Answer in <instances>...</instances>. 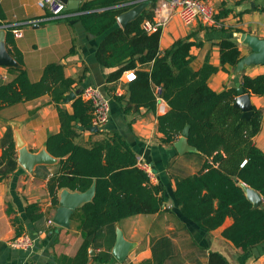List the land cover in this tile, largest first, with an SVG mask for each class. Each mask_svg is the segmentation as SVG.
<instances>
[{
  "label": "trees",
  "instance_id": "16d2710c",
  "mask_svg": "<svg viewBox=\"0 0 264 264\" xmlns=\"http://www.w3.org/2000/svg\"><path fill=\"white\" fill-rule=\"evenodd\" d=\"M144 2L150 4L137 18L124 27L117 26L119 15ZM156 3L157 0H86L76 11L64 14H77L76 19L88 34L103 36L94 56L101 67L116 68L107 76V82L134 71L135 79L127 84L123 114L140 109L155 112L159 98L169 108L156 117L157 130L165 142H172L185 126L189 127L187 143L204 161L198 173L175 181L173 195L181 215L206 231L232 218L233 224L223 231V237L242 252L250 253L264 243V152L253 142L259 133L262 111L252 107L250 118L244 119L234 106V87L221 93L208 87L207 80L217 68L208 63L197 70L190 67L189 50L199 43L177 40L169 49L159 51L160 32L147 34L140 28L144 19L152 17ZM9 35L6 43L12 46ZM218 47L220 64L236 67L242 58L237 45L222 40ZM148 65L150 69L144 70ZM11 73L13 79L0 84V110L42 96H49L55 105L60 129L45 141L47 153L58 160L57 170L46 185L53 208L58 206L57 195L62 189L84 193L94 188L91 200L71 216L78 223L83 243L69 261L86 264L88 249L101 230L113 229L116 222L134 215L157 213L163 201L162 188L151 184L146 173L136 166L135 154L120 135L113 134L90 148L74 142L77 125L91 127L92 109L79 95L70 103L71 112L61 107L75 81L65 77L60 64L45 66L36 82H31L23 69ZM240 84L244 93L264 98V75L241 76ZM157 87L159 95L155 93ZM11 134L8 129L1 141L0 167L4 168L0 170V181L16 167ZM241 183L261 195L263 208L252 207ZM25 215L30 222L41 218L36 205H28ZM93 259L105 264L110 255L101 253ZM208 264L227 262L211 252Z\"/></svg>",
  "mask_w": 264,
  "mask_h": 264
},
{
  "label": "crops",
  "instance_id": "0c3cea01",
  "mask_svg": "<svg viewBox=\"0 0 264 264\" xmlns=\"http://www.w3.org/2000/svg\"><path fill=\"white\" fill-rule=\"evenodd\" d=\"M207 1L214 6L215 19L224 31L205 28L199 23L185 26L173 16L160 32L159 51L169 49L177 40L199 43L189 50L190 67L197 70L208 63L217 68L207 80L208 87L215 93L235 88V79L238 78L240 83L241 76L264 75V64L245 66L240 73L235 67L221 65L218 47L222 40L232 41L240 56L245 57L250 50L241 43L243 34L264 40V0ZM37 2L0 0V40L15 63L14 66H0V84L10 82L14 77L11 71L16 69L25 70L29 80L36 82L45 66L56 63L63 67L65 77L75 81L72 91L81 92L86 86L99 88L110 99L109 121L96 132L77 125L74 142L90 148L113 134L120 135L136 160L141 158L150 166L154 175L151 184L162 188L163 201L159 211L134 215L116 222L113 229L101 230L88 249L86 264H99L93 258L101 253L110 255L105 264H208L211 252L220 254L227 264H263L264 243L256 247L255 252L244 253L223 237V231L233 224L232 218L227 217L220 227L206 231L181 215L173 195L175 181L198 173L204 158L196 151L179 154L174 145L180 135L172 142L164 141V136L157 130L156 117L168 111L167 104L157 100L155 112L140 109L123 114L122 107L128 96L125 72L117 81L107 82V76L116 68L101 67L95 60L94 54L103 36L88 34L76 19L77 14L53 18L40 9ZM117 26H120L118 22ZM15 29L20 31V37H14L12 31ZM7 34H10L12 46L6 43ZM150 67L148 65L144 70ZM117 98L122 101L119 103ZM249 100L251 107L262 111L259 133L253 142L264 152V98L249 94ZM61 107L71 112L70 103ZM8 129L15 146L16 167L0 181V264H72L69 259L77 254L83 243L78 223L70 217L67 228L47 224L58 208L51 205L46 188L49 177L57 170L58 160L53 165H38L31 173L18 163L20 149L38 154L45 150L47 137L59 132L54 103L49 96H42L0 110V156L1 141ZM3 168L4 165L0 170ZM63 192L78 193L62 189L58 192V201ZM28 205L38 207L41 215L38 221L27 219L25 208ZM14 219L18 221L16 224L12 222ZM17 231L34 239L31 251L9 247L8 243L17 236ZM117 231L125 241L133 244L123 263L111 255Z\"/></svg>",
  "mask_w": 264,
  "mask_h": 264
},
{
  "label": "water",
  "instance_id": "95a60500",
  "mask_svg": "<svg viewBox=\"0 0 264 264\" xmlns=\"http://www.w3.org/2000/svg\"><path fill=\"white\" fill-rule=\"evenodd\" d=\"M83 1L84 0H61V2L66 5L65 12L76 11L79 8L80 3ZM149 4V2L140 3L129 11L119 15L116 20L120 27H124L129 21L137 18L149 6ZM241 43L250 50V54L241 58L235 67L237 73L242 72L245 66L264 64V40H259L256 37L243 34L241 36ZM14 64L15 63L13 59L4 47V42L0 40V66L9 67L14 66ZM235 90L237 97L234 100V106L240 109L242 112V118L249 119L252 114L249 94L244 93L238 78L235 79ZM79 94L80 90L71 91L65 96L62 103H71ZM188 129L189 127L185 126L180 134V140L174 145L179 154L196 151L187 143ZM88 130L93 132L97 131L95 127H90ZM56 161L57 159L53 158L45 150L38 154H31L23 148L18 152V163L30 173L32 172L33 168L38 165H53L56 163ZM240 187L243 190L246 199L250 202L253 208H263V199L258 192L242 183L240 184ZM93 192V187L84 193L63 192L60 195V199L58 201V208L56 209V212L52 218L53 224L60 228H67L69 226V220L73 212L83 204L89 202L92 198ZM132 248L133 244L125 241L122 234L117 231L116 241L111 250V255L113 258L117 262L123 263ZM251 251L255 252L256 249L252 248ZM90 254L92 255L93 252H90Z\"/></svg>",
  "mask_w": 264,
  "mask_h": 264
},
{
  "label": "built area",
  "instance_id": "2783aa9c",
  "mask_svg": "<svg viewBox=\"0 0 264 264\" xmlns=\"http://www.w3.org/2000/svg\"><path fill=\"white\" fill-rule=\"evenodd\" d=\"M38 7L49 13L53 18L61 17L65 13L66 5L61 0H38ZM173 16H177L185 26L199 23L205 28L219 29L222 27L216 19L214 6L207 0H157L152 10V17L144 19L140 28L147 34L161 32L169 23ZM14 37H20V31H12ZM135 79L132 71L124 73V81L129 83ZM160 88L155 89L157 95L160 94ZM80 98L88 102L91 106V127L97 130L107 125L110 115V99L99 88L86 86L80 92ZM158 100H160L158 98ZM136 166L146 173L149 180L153 178V172L148 164L141 158H137ZM47 224L53 226L52 220ZM9 247L24 252L31 251L34 246V239L28 234H20L14 237L8 243Z\"/></svg>",
  "mask_w": 264,
  "mask_h": 264
}]
</instances>
